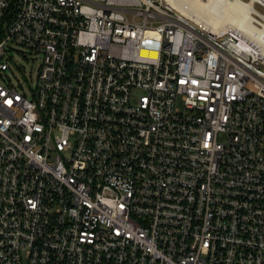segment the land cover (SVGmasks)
Wrapping results in <instances>:
<instances>
[{
  "label": "built area",
  "instance_id": "obj_1",
  "mask_svg": "<svg viewBox=\"0 0 264 264\" xmlns=\"http://www.w3.org/2000/svg\"><path fill=\"white\" fill-rule=\"evenodd\" d=\"M230 33L0 0V264H264V43ZM13 46L42 54L31 96Z\"/></svg>",
  "mask_w": 264,
  "mask_h": 264
},
{
  "label": "bare ground",
  "instance_id": "obj_2",
  "mask_svg": "<svg viewBox=\"0 0 264 264\" xmlns=\"http://www.w3.org/2000/svg\"><path fill=\"white\" fill-rule=\"evenodd\" d=\"M182 17L202 29L227 36L232 30L242 35L250 33L258 42L264 43V27L255 28L253 23L262 14L256 3L264 0H163Z\"/></svg>",
  "mask_w": 264,
  "mask_h": 264
},
{
  "label": "rangeland",
  "instance_id": "obj_3",
  "mask_svg": "<svg viewBox=\"0 0 264 264\" xmlns=\"http://www.w3.org/2000/svg\"><path fill=\"white\" fill-rule=\"evenodd\" d=\"M257 8L264 13L263 7L257 5ZM7 59L12 69L4 73L2 77L17 87L20 92L31 96L42 64V54L31 52L20 46H13L7 54Z\"/></svg>",
  "mask_w": 264,
  "mask_h": 264
}]
</instances>
